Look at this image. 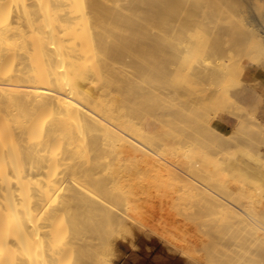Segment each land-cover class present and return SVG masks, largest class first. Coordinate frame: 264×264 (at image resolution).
<instances>
[{
  "label": "bare ground",
  "instance_id": "obj_1",
  "mask_svg": "<svg viewBox=\"0 0 264 264\" xmlns=\"http://www.w3.org/2000/svg\"><path fill=\"white\" fill-rule=\"evenodd\" d=\"M202 39L213 45L199 49ZM257 52L264 0H0V264H109L130 220L144 223L136 198L153 190L182 230L158 218L152 229L182 234L171 239L183 255L210 242L220 264H264V125L247 132L239 87L214 83ZM191 85L210 95L178 114L204 106L236 119L225 139L206 127L236 147L214 172L190 144L177 157L186 150L139 104L156 87L173 106Z\"/></svg>",
  "mask_w": 264,
  "mask_h": 264
},
{
  "label": "rangeland",
  "instance_id": "obj_2",
  "mask_svg": "<svg viewBox=\"0 0 264 264\" xmlns=\"http://www.w3.org/2000/svg\"><path fill=\"white\" fill-rule=\"evenodd\" d=\"M197 32L202 33V31H200V30L196 31L194 33L196 34ZM193 36L196 39V35H193ZM194 37L193 38L188 37L186 40L190 44V46L193 45L195 47L196 42H194V41H198V40L197 39L195 40ZM204 41L202 39L201 43ZM198 42H200V41H198ZM201 43H199V44H201ZM206 44L209 46L213 45L212 42L209 44L208 42L205 41L200 46L196 44V47L198 46L199 49H202V48H205ZM230 46H232V44ZM254 51H256V50L254 49ZM256 56H257L256 59H251V60H247V59L243 58L241 60L242 66L245 68L248 66L249 63H255L257 65L264 67V57L262 55H260L259 52H257ZM192 58L193 57L191 56L188 60L191 59L190 62H192L193 61ZM128 61H129V59H128ZM234 61H237L236 57L234 58L233 63H234ZM183 76L181 75V77H178V81L180 83L182 81L183 87H187V86H185L186 84H184L185 83L184 80H186V82H189L187 79H190V78L189 77L185 78V76L184 77ZM242 76H243V72L239 73L238 76H236L232 73H227L224 75L217 76L216 80H214V83L222 84V86H226L228 89H232L236 85L239 87L238 96L236 98V104L238 106H241L242 108L246 109V111L249 113L250 118L249 117L247 119L245 118L244 121L246 122V124L244 122V127L247 125L245 127L247 132L249 130L250 131L252 130V132H253L254 128H253V126L251 127L252 120L257 119L260 123H262L264 125V119L262 118V116H264V114H263L264 101H263V98L260 95H258L256 92H252L245 87L243 80H242ZM190 80H192V79H190ZM180 83L177 82V84H176L175 82H170L169 85H164V87L172 90L173 88H176V87L179 88V86L181 87ZM192 83H193V81H192ZM175 84H176V87H174ZM187 85H188V83H187ZM191 87H193V88L191 89ZM191 87L188 86V88L185 89V91L188 89V91H187L188 96L186 95L187 97H185L184 100H183L184 92L182 93V91H184V90L181 88V94H180L181 97L179 96L178 99H176L175 102H173V104H175L173 106L168 105V104H167V106L165 105V102L162 101L164 96L162 94H161L162 95L161 96L160 94L157 93V91H161V89H157L156 87H154L152 89L151 94L145 95L146 100L144 99L145 101L143 100L144 101L143 103H142V99H139L140 100L139 104L142 107L141 108L143 111L142 114H145L144 115L145 118L147 117V119H149L150 117H149L148 113H150V115H151V113H155L156 111H157L156 114H158L156 116L158 118H159V116L162 117V119L160 117L161 120L159 119L161 124L163 122L162 127H161V124L159 125V128L162 129V130L159 129L160 133L162 134L159 137L162 139H166V138H169L170 136H173L169 140L172 142V145L177 144V146L175 148V147H173L174 146L173 145L172 149L170 148L171 150H173L172 154L174 153L176 155L177 153H179L177 151L179 150L180 147H181L180 150L182 149V147L185 149L190 144L191 148L193 150L192 152L194 153V156L195 157H196V155H197V157L200 156L199 158H197V157L196 158L198 161H200L201 165H203V167L205 169H209V170L214 172L215 171L214 165L219 166L220 160H221L220 158H222V154L227 155L228 153H230V152H228V150L230 151L232 146L230 147V149L225 148L226 150L224 151L225 145L221 142H218L217 138H215L214 135H212L208 132V128L213 126L218 131L219 135L224 139L229 137L230 135H233V129L229 133L221 132L217 125H218V123H220L222 116L228 115V114H225L222 112L217 113L215 111L206 110L205 109L206 107H204V106L192 107V108H190L191 110L190 109L188 110L189 107H186L188 110L187 112H182L183 114L182 113L178 114V113H180V111H182V110L184 111L185 105H186L185 100H187V101H197L198 100L199 101L200 99H203L202 97L206 98L210 95V93L207 94V93L203 92L202 88H200V87H197V86L194 87V85H191ZM257 96L261 97V101H260L259 105L255 107L254 106L255 105V99ZM147 97L152 98L153 100H151L149 98L147 99ZM198 98H200V99H198ZM157 100L160 103V105L163 103H164V105L160 106L158 104ZM152 101H154V102L156 101V103L158 105L156 103H155L156 104L155 105ZM151 107L153 109H156V110L151 109ZM158 107H159V110L162 109L160 111L161 112L160 114L158 113L159 110H157ZM144 110H146V111L144 112ZM151 110H152V112H151ZM151 116H153V115H151ZM163 119H164V121H163ZM168 120H170V123ZM207 121H209V122H207ZM169 124L175 126V128L174 129L171 128V126ZM207 124H208V126H206ZM206 127H208V128H206ZM248 128H250V129L248 130ZM246 130H245V132H246ZM162 131L165 132L166 135H163L164 133H162ZM184 133L186 134V137L187 136L189 137V138L187 137L188 139L185 137ZM182 134H184L183 136L185 138L182 136ZM247 134H249L246 137L247 140L242 141V143L250 145L251 143H253V138H255V136H252L253 134L251 135V132L247 133ZM165 136H169V137H165ZM180 136H182V137H180ZM249 136L252 137L251 140H249L250 139ZM174 138H176L177 140ZM179 138H182L180 141L185 140L187 143L183 144V142H182L181 143L182 145H181L179 143ZM183 138H184V140H183ZM170 141H168V142L170 143ZM178 146H179V148H177ZM234 146H236V145H234ZM174 148L177 149V151ZM232 148L233 149H231V150H234V151L236 150V147H232ZM170 149H169V151H170ZM174 150H175V152H174ZM187 150H188V148H187ZM187 150H186V152H183L181 150L182 152L180 151V154H178V156L177 155L176 156L181 157V155L183 153H187ZM223 152H228V153H223ZM231 152H233V151H231ZM215 155H217L218 157ZM225 155H223V156H225ZM211 156H212L211 159H215L218 162L215 161L216 163H213V161H211V159H210ZM212 168H214V169H212ZM151 196L152 197H150V198H152V199L147 198V200H149V201H141L140 202L139 199L136 198V200L139 201V203L137 201V204L140 207V208H138V215L141 214L139 216L141 218H137V219H139L142 223H143L142 220H144L145 224L143 223L144 225L143 224L140 225L139 224L140 222L137 223L138 220H136L134 222H133V220H130V222H132V223L129 222V226H130V228H131V226L133 227L132 228L133 229V235H132L133 237L127 236L126 241H124V240H116L115 241L117 248H123V245H127L129 247L128 254H131L132 259L135 261V263L132 262V264H192V262H194L195 264H220V261H218L219 258H215L216 259L215 260V259H213L212 255L210 254V251L213 247L212 243L206 242L204 248H202L200 250H194L191 253H187V254L184 253V255H185L184 256L182 254L183 252H182L181 248H179V246H177L175 244L176 242H174V241L178 240L177 238H181L182 234H181V236H179L180 234H178V237H176V235L174 236V234H172V235L170 234L171 235L170 236V235H168L169 233H166V234L164 233L167 231L166 229L160 230L161 229L160 227H158L157 231L153 230L152 229L153 224L155 225V227L153 226L155 229H156L157 225H159L156 222V221H158V219H161L163 222L164 221L166 222V226H165V223L163 224L162 221H161V224H163L164 225L163 227H165L167 229L168 228H170V230L176 229L179 232L182 229L180 230L181 226L178 225L179 223L177 224V222H176V221H178L177 216L175 219H173L175 217L174 216L175 210L173 209L174 211L173 210L171 211L170 209H172V208L169 209L170 205L169 206H168V204L166 205L163 201H162L163 203H161L159 200L160 199L159 196L155 193L154 190H153ZM145 197H148V196H145V195L142 196L141 195L142 200H144ZM141 198H140V200H141ZM148 202H150V203L148 204ZM152 205H154L155 209H154V207H152ZM160 205L162 206V210H161ZM143 214H144V216H143ZM161 216H162V218H161ZM147 219H148V221H147ZM169 221H170V223H169ZM152 222H156V223H152ZM173 222H175V224H173ZM150 223H152V224L150 225ZM159 226H161V225H159ZM170 226H174L175 229H174V227H170ZM178 226H180V228ZM176 230L173 231V233H176ZM163 233L165 236L162 235ZM171 237L174 238V241H173V239H171ZM132 238H134V239H132ZM108 253H109V251H108ZM110 253L109 254H110L111 262L109 264H118L124 258V255L121 253V251H118V249H116V251L114 249H110Z\"/></svg>",
  "mask_w": 264,
  "mask_h": 264
},
{
  "label": "crops",
  "instance_id": "obj_3",
  "mask_svg": "<svg viewBox=\"0 0 264 264\" xmlns=\"http://www.w3.org/2000/svg\"><path fill=\"white\" fill-rule=\"evenodd\" d=\"M242 72V80L245 87L252 92H256L263 98L264 101V67L255 63H249ZM262 118L264 119V116H262ZM235 124L236 119L234 117L230 115H223L220 123H218L217 126L221 132L229 133L232 131ZM118 249L124 255V258L118 264H132V262L135 263V261L132 259V255L128 254L129 247L127 245H123V248Z\"/></svg>",
  "mask_w": 264,
  "mask_h": 264
}]
</instances>
